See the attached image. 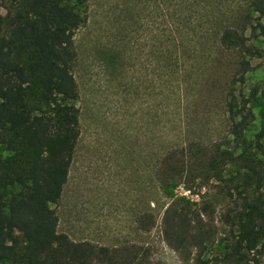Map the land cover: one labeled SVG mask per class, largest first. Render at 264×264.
I'll use <instances>...</instances> for the list:
<instances>
[{
	"label": "rangeland",
	"instance_id": "rangeland-1",
	"mask_svg": "<svg viewBox=\"0 0 264 264\" xmlns=\"http://www.w3.org/2000/svg\"><path fill=\"white\" fill-rule=\"evenodd\" d=\"M0 5L7 14L10 0ZM83 11L87 23L75 35L81 136L68 183L53 205L59 232L110 249L144 247V264H197V250L182 255L165 242L163 218L172 199L207 200L217 235L204 258L221 256L227 234L220 222L227 204L222 188L237 167L228 165L222 182L203 171V195L191 192L195 199L183 183L162 191L157 170L167 151L190 142H202L206 155L234 151L225 103L240 54L222 49L219 40L224 29L244 26L249 0H88ZM246 37L264 50L260 29L248 28ZM250 62L238 88L247 96L258 90L245 133L255 146L264 126V56ZM261 145L264 161V139Z\"/></svg>",
	"mask_w": 264,
	"mask_h": 264
},
{
	"label": "trees",
	"instance_id": "trees-1",
	"mask_svg": "<svg viewBox=\"0 0 264 264\" xmlns=\"http://www.w3.org/2000/svg\"><path fill=\"white\" fill-rule=\"evenodd\" d=\"M87 2L10 0L7 14L0 5V263L144 264L148 254L136 245L110 249L74 241L59 232L53 208L68 183L81 136L75 35L87 23ZM249 10L244 26L224 29L219 40L222 49L240 54L225 103L234 151L215 149L206 155L202 142H190L167 151L157 170L162 191L183 183L202 197L203 171H214L222 182L225 168L237 167L222 188L227 204L220 222L227 234L220 241L221 256L204 258L217 235L215 210L207 200L191 204L175 198L165 211V242L182 255L197 250V264H263L264 161L259 151L264 126L253 146L245 133L258 90L247 96L238 85L246 84L250 58L264 56L246 37L248 28L264 35V0H249ZM3 149L11 155L5 157Z\"/></svg>",
	"mask_w": 264,
	"mask_h": 264
},
{
	"label": "built area",
	"instance_id": "built-area-1",
	"mask_svg": "<svg viewBox=\"0 0 264 264\" xmlns=\"http://www.w3.org/2000/svg\"><path fill=\"white\" fill-rule=\"evenodd\" d=\"M178 188L184 190L183 186H179ZM191 192H192L191 190L185 189V194L189 195V197H192L193 199H195V197L198 198V196H194Z\"/></svg>",
	"mask_w": 264,
	"mask_h": 264
}]
</instances>
